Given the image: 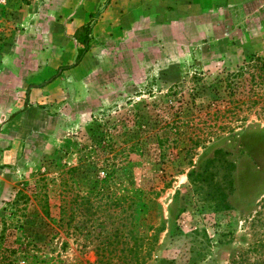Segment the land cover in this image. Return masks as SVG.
Listing matches in <instances>:
<instances>
[{"label": "rangeland", "instance_id": "374dc122", "mask_svg": "<svg viewBox=\"0 0 264 264\" xmlns=\"http://www.w3.org/2000/svg\"><path fill=\"white\" fill-rule=\"evenodd\" d=\"M231 3L0 0V247L18 249L17 264L96 261L100 225L80 215L81 231L66 236L55 221L62 177L84 195L105 164L140 201L147 246L143 260L112 262L264 264V83L229 76L264 57V19L247 22ZM87 23L76 63L75 31ZM214 185L227 208L215 210ZM28 186L47 190L51 217L19 204L26 232L10 224L4 234L8 203ZM100 214L113 220L99 211L94 224Z\"/></svg>", "mask_w": 264, "mask_h": 264}, {"label": "trees", "instance_id": "16d2710c", "mask_svg": "<svg viewBox=\"0 0 264 264\" xmlns=\"http://www.w3.org/2000/svg\"><path fill=\"white\" fill-rule=\"evenodd\" d=\"M75 33V38L83 45L76 58L77 63L82 55L89 49V35L91 33L90 24L87 23L77 27ZM239 74L243 76V80H241L240 85L242 84L244 86H247L245 84H247L248 82L258 83L259 81V83H264V57L253 55L248 62L239 67V70L237 72L232 73L229 76L232 77ZM228 84V86H231V84L234 83L229 81ZM249 90L251 91V89H248V91ZM252 90L253 93L245 94L244 98L254 103L256 101L255 98H257L258 96L254 94L256 91H254V89ZM253 95L255 98L253 97ZM160 141L161 138L158 137L157 142H159V145L161 146ZM133 144H135V142ZM126 146L127 145L121 146L122 150ZM127 164L130 167L132 166L131 159L127 160ZM105 165L108 168H105V170H103L104 176L101 178L100 186L96 189L91 188V190L84 195L73 193L72 188L69 187L68 177H62V184L65 185V188L64 190H62V192L68 191V195H63L60 198L58 218L55 221V229H57V231H63L66 236L76 235L84 226V222L77 220V218L80 215H89L88 221H90L91 223V228L95 229L98 225H100L96 235V239L98 240V242L94 246L96 261L93 264H140V262L131 261L120 263L112 262V260H143L145 258L143 253H145V247L147 246L144 237L138 235L137 233L141 226L140 213L142 209L140 201L136 198L134 192L130 193V191H127L126 189L124 190V187L122 188V193H120L121 191L118 190L120 188L116 185L117 181L113 174V170L116 169L113 167L111 168V164ZM122 166L124 167V165ZM74 169L76 168H68L67 172H70V170ZM201 176L202 174L200 172L194 170H191V172L188 173V177L191 179L198 178L202 181L207 179V176ZM208 180L211 181L212 178H208ZM38 189V186L34 187V189L29 188L28 186L19 188L17 190L13 200L8 203L10 209L13 210H8L7 212L6 209L4 211V214L2 215L1 232L5 234L10 224V227L21 228L20 233L23 234L24 232H26V227L24 226L25 224L23 220L20 218H15V214L19 212V210H21L23 207L25 208L26 205L31 201L35 203V205L40 209L45 217H51L48 192L47 190H42L41 188L39 190ZM214 189L216 190V193L212 195L216 200H218L217 202H215V210L227 208L228 206L225 201L224 192L220 191L219 186L216 185H214ZM19 204H23V207H20ZM99 211L104 213L106 216L108 215L107 217H110L109 219L113 218V220L109 221L108 224L106 223V219L101 217L100 214L99 217H95L96 223L94 224V222H92L93 215ZM123 214L125 215L123 216ZM12 219H15V221H13ZM127 222L129 223V225L127 224ZM114 223H116V226L113 228L112 226ZM127 225L128 228L127 232L125 233L124 228ZM176 229H178V232L182 233V230L179 228V226H176ZM57 231L54 233V235L58 233ZM125 234L129 235L127 242H123L121 240L122 238H126ZM0 240H2L1 237ZM257 244H260L262 248H264V241L262 242V240H259ZM251 248L256 250L257 247L255 248L254 246H250V248L245 251H248ZM17 250L18 249L16 248H9V246L0 247V264H17L16 260H20L21 258L24 259V256L20 258L16 254ZM20 253H23V255L26 256L30 255L29 251L25 250L23 252V249L20 251ZM244 257L245 255H239L240 259H243ZM161 264L173 263L169 261L167 263L162 262Z\"/></svg>", "mask_w": 264, "mask_h": 264}, {"label": "crops", "instance_id": "0c3cea01", "mask_svg": "<svg viewBox=\"0 0 264 264\" xmlns=\"http://www.w3.org/2000/svg\"><path fill=\"white\" fill-rule=\"evenodd\" d=\"M93 3L99 4L100 2H103L104 0H91ZM113 3H115L117 0H112ZM160 3L163 2H170L172 4H175V6L178 5H191V7L194 6L196 3V0H158ZM215 0H210V2H214ZM227 1V0H226ZM229 2H232L231 4L235 3L237 5V9L240 11V15L246 18L245 20L247 22H253V19L256 17H261L264 19V0H228ZM264 25V22H262ZM261 23V24H262ZM83 24H78V27ZM258 31L257 29H255ZM253 31L254 34H258V32ZM253 32L251 31L250 34L253 35ZM245 35H249L246 32Z\"/></svg>", "mask_w": 264, "mask_h": 264}]
</instances>
